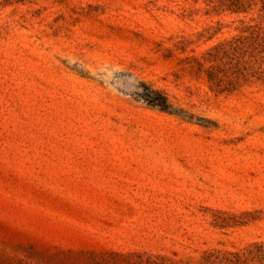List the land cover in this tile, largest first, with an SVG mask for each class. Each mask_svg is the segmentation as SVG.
Masks as SVG:
<instances>
[{
  "label": "rangeland",
  "instance_id": "obj_1",
  "mask_svg": "<svg viewBox=\"0 0 264 264\" xmlns=\"http://www.w3.org/2000/svg\"><path fill=\"white\" fill-rule=\"evenodd\" d=\"M0 264H264V0H0Z\"/></svg>",
  "mask_w": 264,
  "mask_h": 264
},
{
  "label": "trees",
  "instance_id": "obj_2",
  "mask_svg": "<svg viewBox=\"0 0 264 264\" xmlns=\"http://www.w3.org/2000/svg\"><path fill=\"white\" fill-rule=\"evenodd\" d=\"M148 102H151L152 104H157V102H154V100H151V99H149L148 98ZM159 105V104H158ZM160 106H161V104H160Z\"/></svg>",
  "mask_w": 264,
  "mask_h": 264
}]
</instances>
